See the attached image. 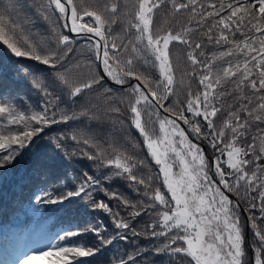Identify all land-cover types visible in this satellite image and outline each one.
Segmentation results:
<instances>
[{"label":"snow or ice","instance_id":"obj_1","mask_svg":"<svg viewBox=\"0 0 264 264\" xmlns=\"http://www.w3.org/2000/svg\"><path fill=\"white\" fill-rule=\"evenodd\" d=\"M165 5L170 6V14L188 12V26L179 31L156 29V12ZM119 11L117 0L103 6L99 0H0V44L14 57L60 69L54 73L51 85L32 74V86L47 100L38 108L18 110L11 101L0 99V170L13 166L45 128L81 118L103 123L112 115L130 121V128L142 137L144 147L159 167L155 177L138 178L133 157L121 153L113 143H109L111 153L106 154L95 133L81 130L54 137L55 149L66 158L79 154L97 168H113V176L143 186L135 189L141 199L133 203L108 192L88 172L83 173L75 189L66 193L53 197L51 191L42 189V194L35 197L37 201L72 204L79 199L85 202V210L90 206L107 213L116 231L105 238L106 226L85 220L83 227L64 230L59 243L26 256L22 264H87L81 258L94 257L117 240L129 242L128 232L139 236L132 221L142 214H148L152 221L146 225L145 235L167 241L162 248L154 249V255L186 257L187 264H249L238 205L234 206L226 194H239L241 189L245 196L258 193L252 197L249 209H256L254 201L259 200L260 215L249 219L254 230V264H264V231L257 223L264 222V163H260L264 160V0H207L206 4L201 0H136L132 18L124 29L126 33L134 30V36L118 44L112 37V26L118 23ZM38 20L48 23L50 32L40 40L34 39L40 32L33 31ZM193 23L195 27L191 26ZM193 32H201L209 45L227 47L201 60L199 57L206 55L204 43L193 44L189 35ZM80 35L87 41L81 54L91 53L94 59L70 63L76 36ZM173 41L190 49L187 59L192 65L191 75L196 77L197 67L200 69L202 91L194 94L189 88L186 101H177L175 107H170L165 101L175 94L169 47ZM97 61L102 65V74L92 72L91 66ZM216 61L224 63L218 65ZM138 64L158 71V78L139 71ZM81 69L88 70L85 79L70 78L71 72ZM105 77L116 85H128L123 89L124 98L115 99L113 89L104 86ZM131 80L137 83H130ZM229 84L233 85L231 91L226 87ZM93 90L97 91V103H89L80 113L69 115L60 109L63 97L74 103ZM225 96H235L240 103L228 105L227 118L217 130L213 118L222 111L217 105ZM160 109L169 115L162 116ZM241 113L247 118L242 119ZM200 118L206 122L207 132L201 127ZM178 121L188 126V133L208 140L220 153L211 165ZM254 126L256 134L248 143L249 130ZM88 127L85 125V129ZM228 131L231 136L224 143ZM68 141L75 143L71 152ZM221 144L223 147H218ZM83 146L94 151H85ZM221 156L227 159L222 160ZM143 163L139 161V165ZM212 168L215 177L210 174ZM161 178L164 190L152 184ZM99 191L117 199L126 211L131 208L128 218L114 212L109 203L96 200ZM89 234L96 237L98 247L73 239ZM126 255L116 264H137V257L143 253Z\"/></svg>","mask_w":264,"mask_h":264},{"label":"trees","instance_id":"obj_2","mask_svg":"<svg viewBox=\"0 0 264 264\" xmlns=\"http://www.w3.org/2000/svg\"><path fill=\"white\" fill-rule=\"evenodd\" d=\"M109 2L111 0H99L101 6ZM117 2L120 11L118 13V23L112 26V37L119 44L121 40L126 42V39L134 36V30L131 33H126L124 29L128 26L129 20L132 18L136 0H117ZM201 2L206 4L207 0H201ZM170 13L171 9L169 5H165L157 10L155 20L156 29L161 32L167 31L169 28H172L174 31H179L183 27L188 26L190 16L188 12ZM191 26L195 27V24L193 23ZM33 31L40 32V36H36L34 39L40 40L45 38L50 34L49 24L38 20L36 28ZM189 35L193 44L196 42L204 43L203 51L206 55L205 57H199L201 60L210 58L213 54L227 47L207 44L206 38L202 36L201 32H193ZM86 43L87 41L83 35L76 36L75 51L70 54V63H73L75 60H81L83 62L89 58L94 59L91 53L81 54L82 46ZM169 47L171 51V62L174 68L175 94L168 101H165V104L170 107H175L177 101H180L181 104L186 101L189 88H191L194 94L198 90L202 91V86H200L198 79L199 74L202 73L197 67L198 75L196 77L191 75L192 65L187 59V54L190 49L187 45L173 41ZM216 63L219 65L223 64L224 61H216ZM91 68L93 73L97 71L101 74L103 73V68L99 61L93 64ZM137 68L139 71L150 73L154 79L158 78V71L154 69L145 68L142 64H138ZM58 70L60 69H52L27 58L14 57L6 46L0 44V99L11 101L16 105L18 110L27 111L30 108L36 109L46 103L47 100L38 89L32 86L30 82L32 80V74L44 78L45 83L51 85L53 83L54 73ZM69 75L72 79H85L88 76V70H74ZM130 83L134 84L137 81L131 80ZM104 86L113 89V95L117 101L124 98L125 93L123 89L128 87V85H116L107 77H105ZM226 87L229 91L233 89V85L231 84ZM96 98V90L86 92L82 97L77 98L74 103L68 101L65 96L63 97L64 102L60 103L59 107L69 115L73 112L78 114L89 103H97ZM52 99L54 100L55 96ZM239 103L240 101L235 96H225L222 98L221 102L217 105L222 108V111L218 113L217 117L213 118L217 130L223 126V122L227 118L229 111L228 105L238 106ZM121 107L123 108V105ZM160 112L162 116L169 115V113H164L163 109H160ZM241 117L242 119L247 118L244 113H241ZM121 120L124 122L121 123ZM200 120L201 127L207 132L206 122L202 118ZM178 122L185 128L189 138L203 150L206 159L211 165L215 157L220 156V153L211 147L208 140L197 138L191 133H188V126L184 125L183 121ZM85 125L89 127L85 129ZM81 130L95 133L99 142L107 150L106 154L111 153L112 150L109 148V143H113V146L121 153H126L128 156L133 157V162L138 165L134 169V174L138 178L147 179L150 176L155 177L159 174V167L154 163L146 147H144L142 137H140L134 128H130V121L123 116L117 117L116 115H112L103 123L81 118L78 121L70 120L67 123H59L45 128L43 133L34 138L31 147L17 159L13 166L0 170V244L15 247L18 251L24 249L23 244H25L29 249L28 255H30L39 251L36 250V244L32 240V231L35 228L49 234L48 245L42 247V250L52 244L59 243L58 237L62 235L64 230H75L77 227H83L85 220H91L94 224H103L107 228V232L104 233L105 238L112 236L116 231L112 218L102 210H92L90 206L85 210L83 207L85 202L79 199H76L72 204L67 202L64 204H46L35 199L36 195L42 194V189L51 191L53 197L75 189L83 179L84 172H88L100 180L102 187L106 188L108 192L117 193L133 203L141 199V196L137 194L135 189L137 187L142 189L143 186L136 185L123 177L113 176L112 173L115 169L97 168L94 162L79 154L68 159L55 149L53 143L54 137L58 138L64 134H71L73 131ZM255 134L254 126L249 130L248 143L251 142L250 137ZM230 136L231 132L228 131L224 143L228 142ZM240 143L243 145L245 141L242 140ZM257 144L259 145V141H257ZM73 147H75V143L68 141L67 149L69 152L73 150ZM83 147L85 151H94V149H88L87 146ZM218 147L222 148L223 145H218ZM248 158L251 159V157ZM221 159L226 160L227 157L221 156ZM139 161H143V165H139ZM260 163H264V160H261ZM224 167L226 168V165ZM251 170L250 168L249 171ZM210 174L215 177L214 168H212ZM152 184L154 188L160 187L164 190L162 178L160 180L154 179ZM226 194L233 201L234 206L238 205L237 211L244 233V247L247 250V259L249 264H254V253L252 251L254 230L249 217L260 215L258 210L259 200L254 201L257 204L256 209L250 210L249 205L253 202L252 197L258 196V193L253 192L245 196L244 190L241 189L239 194L235 191H226ZM95 198L98 201L103 200L109 203V206L114 212L118 211L124 218H128V212L131 211V208L126 211L123 204L115 198L110 199L104 191L97 192ZM151 222L148 214H142L141 217L132 221L133 229L140 232L139 236L133 237L131 232H128L129 242L117 240L107 248L101 249L94 257L81 259L86 260L87 264H116V261L121 256H124L126 259V254H133L138 251L143 253V255L137 257V264H187L188 258L186 257L181 258L177 256L170 259L167 254L154 255V249L157 247L162 248L167 241L164 237L151 238L145 235L146 225ZM257 223L260 230L264 231V222L257 221ZM11 225H15L16 231L10 240H8L4 230L11 227ZM159 230L158 228L157 231ZM148 231L150 232V229ZM73 239L78 240L80 243H88L89 246H99L96 237L92 234ZM24 259L25 257H22L18 263H15V260L12 258L6 264H22ZM36 264H45V262L36 261Z\"/></svg>","mask_w":264,"mask_h":264},{"label":"rangeland","instance_id":"obj_3","mask_svg":"<svg viewBox=\"0 0 264 264\" xmlns=\"http://www.w3.org/2000/svg\"><path fill=\"white\" fill-rule=\"evenodd\" d=\"M177 171H179V169H177ZM7 233H8L9 235H11V234L13 233V228L9 229V230L7 231ZM32 239H33V240L35 239V240L37 241L38 246H37L36 249H37V250H40L41 247L48 245L49 235H48L47 233L42 232L40 229L35 228V229H34V232H33ZM39 239H42V242H41V243L39 242ZM3 248H6V247H1V246H0V249H1L2 251H4ZM7 249H8V248H7ZM9 250H10V253H11V257H14V258L19 257V256H18L19 254H26V253H27V247H25L24 250H22V252H20V253H19V252H15V253H13V252L11 251V249H9ZM17 259H18V258H17ZM6 260H8V256H6V258H3L2 255L0 256V261H1L0 263L5 262Z\"/></svg>","mask_w":264,"mask_h":264}]
</instances>
